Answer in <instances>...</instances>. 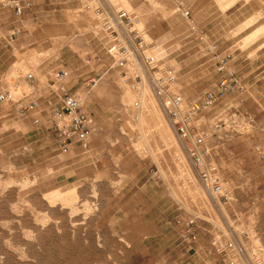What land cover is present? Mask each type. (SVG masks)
Returning <instances> with one entry per match:
<instances>
[{"label": "rangeland", "instance_id": "374dc122", "mask_svg": "<svg viewBox=\"0 0 264 264\" xmlns=\"http://www.w3.org/2000/svg\"><path fill=\"white\" fill-rule=\"evenodd\" d=\"M23 1L18 17L0 8L12 53L0 84L27 93L32 75L38 107L0 103V264H226L230 241L244 251L240 264H264V162L254 151L264 140V0H119L149 53L176 72L173 90L186 103L223 76L212 47L241 78L243 92L198 119L212 135L221 199L203 189L139 65L110 69L96 2ZM58 71L93 120L86 154L57 151ZM232 112L252 121L247 134L232 133ZM215 117L225 122L218 131ZM190 222L194 237L184 241Z\"/></svg>", "mask_w": 264, "mask_h": 264}, {"label": "built area", "instance_id": "2783aa9c", "mask_svg": "<svg viewBox=\"0 0 264 264\" xmlns=\"http://www.w3.org/2000/svg\"><path fill=\"white\" fill-rule=\"evenodd\" d=\"M96 6L92 12L99 21V32L102 35L104 50L111 59L110 69L126 71L134 65H139L147 80L149 90L158 103L159 108L166 116L174 129L177 137L184 144L186 155L193 167L195 175L205 192L212 198H223L222 182L218 177L217 168L210 162L211 148L209 141L211 134L198 131V119L201 113L212 111L218 101L228 93L244 91L240 77L233 73H226L224 59L216 53L212 47L213 59L216 61V72L223 74L213 90L206 92L200 101L186 103L184 98L173 87L177 81L176 72L164 67L151 53L147 44L143 41L141 33L134 28L135 17L119 5V0H94ZM29 4L23 0H1L0 8L11 10L15 16H20L24 8ZM89 10V7H86ZM183 16L189 19L188 11ZM68 74L58 71L55 75L54 87L50 91L56 97L57 102L52 106L51 127L55 134L57 151L67 155L75 148L82 153L89 152L90 139L94 133L92 118L85 112L82 102L77 96L69 93L65 81ZM28 84L27 93L21 91L17 95L0 84V103H9L17 106L19 113L32 111L38 107V101L34 94L35 80L32 75L26 78ZM135 79L141 78L136 76ZM93 86L96 81L90 79L86 86ZM53 87V88H52ZM215 131L221 129L225 122L215 117ZM36 122V121H34ZM252 126V121L240 118L232 112V128L234 134H247ZM257 156L264 162V140L254 147ZM188 223L187 229L182 234L184 241H190L194 237ZM226 264H240L244 257L242 247L233 241L225 246ZM259 264V262H256Z\"/></svg>", "mask_w": 264, "mask_h": 264}, {"label": "crops", "instance_id": "0c3cea01", "mask_svg": "<svg viewBox=\"0 0 264 264\" xmlns=\"http://www.w3.org/2000/svg\"><path fill=\"white\" fill-rule=\"evenodd\" d=\"M7 38L8 40H11L10 36H8ZM8 40L0 39V79H2L6 71L10 69V59L12 58V53L7 50L8 46H11V43ZM223 99L224 98H222L221 101Z\"/></svg>", "mask_w": 264, "mask_h": 264}, {"label": "bare ground", "instance_id": "6f19581e", "mask_svg": "<svg viewBox=\"0 0 264 264\" xmlns=\"http://www.w3.org/2000/svg\"><path fill=\"white\" fill-rule=\"evenodd\" d=\"M138 24H140V23H138ZM260 30H261V29H260ZM254 31H255V30H254ZM257 31H258V30H257ZM257 31H255V32L258 33ZM259 32H260V31H259ZM256 33H255V34H256ZM262 33H263V32H262ZM256 35H257V34H256ZM252 36H255V35H252ZM252 36H251V38H254V37H252ZM249 39H250V37H249ZM147 97H148V96H147ZM141 101H142V102H145V96H142V100H141ZM145 104H147V105L150 106V107L152 106V103H145Z\"/></svg>", "mask_w": 264, "mask_h": 264}]
</instances>
